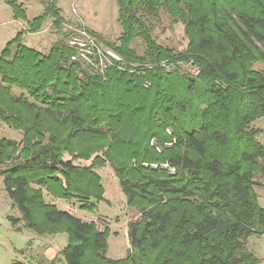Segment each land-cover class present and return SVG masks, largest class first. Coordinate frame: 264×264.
Returning a JSON list of instances; mask_svg holds the SVG:
<instances>
[{
    "label": "trees",
    "instance_id": "1",
    "mask_svg": "<svg viewBox=\"0 0 264 264\" xmlns=\"http://www.w3.org/2000/svg\"><path fill=\"white\" fill-rule=\"evenodd\" d=\"M57 1L46 2L44 14L30 23L37 25L33 32L48 17L61 20ZM115 2L122 46H106L127 63L167 62L173 73L160 67L145 69L148 76L131 67L121 72L115 62L98 74L73 61L72 48L57 44L46 56L25 45L20 32L0 55V119L10 117L13 104L34 112L36 120L43 114L61 120L67 125L63 135L75 133L91 146L100 139L117 141L124 195L129 203L141 198L156 207L142 208L144 228L129 225L141 261L107 258L109 232L46 202V196L81 199L87 201L82 209L93 213L97 205L90 200H104L96 154L69 152L56 139L48 145L26 139L21 150L15 141L0 139V164L9 165L0 176L24 223L18 232L68 234L67 246L49 264H178L173 258L195 244L196 264H260L247 242L264 236V207L256 193L257 178H264V145L258 141L263 131L251 129L264 117V73L253 69L264 63V0H245L251 8L237 12L226 8L227 0ZM7 4L15 19L27 20L17 2ZM162 8L186 26V52L163 50L153 40L144 16ZM138 38L146 44L142 57L131 48ZM190 61L197 77L181 75L180 65ZM197 80L205 84L201 92ZM14 87L21 97L11 96ZM129 163L133 169L124 172ZM148 242L151 248H145Z\"/></svg>",
    "mask_w": 264,
    "mask_h": 264
},
{
    "label": "rangeland",
    "instance_id": "2",
    "mask_svg": "<svg viewBox=\"0 0 264 264\" xmlns=\"http://www.w3.org/2000/svg\"><path fill=\"white\" fill-rule=\"evenodd\" d=\"M8 1L17 2L21 10L26 13L27 20L15 19L13 10L7 4ZM47 1L0 0V55L6 45L20 32H23L24 36L22 35V37L25 45L46 56L53 46L57 44L72 48L75 51L76 62H80L83 66H86V63L89 65V60L87 61L83 55L91 57V51H80L82 48H76L71 45V37L79 33L78 31H81L80 33L85 32L89 38L94 39L92 41L102 51L111 50V48L106 46V43L115 44L117 48L122 46L119 39L122 36L123 29L118 22V7L115 0H58L57 8L60 11L61 20L55 17H48L44 24H41L40 30L33 32L37 30V25L31 26L30 23L44 14L46 7H48V4L46 5ZM227 1L229 6L227 5L226 8L235 12L240 10L239 8H251L250 5L246 6L245 0ZM253 10L255 11L256 8L253 7ZM144 22L150 29L156 45L163 50L166 49L178 54L186 52L191 47V40L186 26L183 22L171 17L164 8L155 14L144 16ZM89 46L90 44L88 43ZM131 48L135 50L137 56L142 57L145 55L146 44H144L142 39L138 38L132 42ZM261 50L264 51L262 47ZM111 52L116 53L118 57L120 56L114 50H111ZM120 57V61H116V64H121L116 67L121 72L131 67V69H136L134 74L148 76L145 69L150 71L160 67L165 70L166 74L173 73V69H168L167 62L165 63L164 61L152 63L144 58L143 61L136 60L127 63L122 56ZM190 62H184V64L180 65L182 72L180 74H190L193 77H197L200 73L199 69ZM114 65L115 63L109 66ZM253 69L264 73V63H256ZM103 71L105 73L106 69ZM146 85L145 88L150 87ZM196 86L197 90L201 92L205 84L197 80ZM10 92L11 96H22V91L16 87L12 88ZM10 107L15 108V110L12 109L8 113L10 117L6 118L4 116L0 119V139L15 141L19 145V150L25 145L26 139H33L32 144L40 143L42 145H48L56 139L69 152L73 151L75 153L77 150H81L85 153L96 154L98 167L95 168V173L100 179L104 191V200L100 202L94 199L90 200L91 205H97L95 212L84 211L82 208L87 201L85 202L81 199L67 200L66 198H61V196L54 198L49 195L52 200L46 196V202L53 204L59 211H66L84 222L95 223L101 231L106 230L109 232L107 258L113 261H122L130 255L132 259L139 263L143 252L131 246L128 236L129 225L138 222L144 228L146 222L142 221V208L151 210L156 209V207L141 198L129 203L124 195L120 185V176L116 168V165L119 166L116 158L119 155L115 154L118 148L117 141L100 139L91 146L90 143L85 142L86 138L76 136L75 133L70 132L68 134L67 132V134L63 135L61 131L66 130L65 127L67 125L59 119L43 114L40 120H36L34 112L27 111L13 104ZM251 129L263 131L258 136V141L264 145V117L254 122L251 125ZM38 132H42V140L39 139ZM151 145L154 146L155 143L152 142ZM82 149H85V151ZM158 151L161 152L160 149ZM131 164L129 163L125 166L123 171H129ZM7 166L9 165L0 164V169H5ZM131 169H133L132 166ZM257 182L261 183V186L256 188L258 202L264 207V178L259 176ZM159 204L161 203H156L155 205L159 206ZM23 228L24 223L21 220V213L18 208H14L9 200L4 188L3 177L0 176V264H11L14 261L25 262L24 260L31 262V259L38 261V258L42 261V264H49L56 257H59L68 244V234L64 230L54 235L49 233L37 235L29 230L18 232ZM159 239V237L156 238L157 241ZM150 242L145 245V248H151L152 242L151 244ZM247 249L253 256L261 260L260 264H264V236L250 238L247 242ZM198 250L199 247L195 244L186 252L184 257H174L173 259L177 260L178 264H196L195 256ZM20 251H23V254ZM45 253H47L46 256ZM154 256V254L149 256L151 261ZM36 261H34L35 264ZM56 264H60V262Z\"/></svg>",
    "mask_w": 264,
    "mask_h": 264
},
{
    "label": "built area",
    "instance_id": "3",
    "mask_svg": "<svg viewBox=\"0 0 264 264\" xmlns=\"http://www.w3.org/2000/svg\"><path fill=\"white\" fill-rule=\"evenodd\" d=\"M78 32L79 33L71 37V45L76 48L77 47L82 48V50L80 51H87V52L91 51V57L87 55H83V57L87 61L89 60V65L87 63L86 65L91 69H93L94 72L98 74H103L104 73L103 70L104 69L107 70V68L110 67L109 65H113L116 61H120L121 57L120 56L118 57L116 53L111 52L112 49L107 51H102L99 47H97L96 43L92 41L94 39L89 38L85 32L83 33H80L81 31ZM88 43L90 44L89 47H88ZM73 60H76V58L73 57ZM168 69H173V67L168 66ZM163 167L167 168V166H163ZM171 172L174 173V170H171Z\"/></svg>",
    "mask_w": 264,
    "mask_h": 264
},
{
    "label": "crops",
    "instance_id": "4",
    "mask_svg": "<svg viewBox=\"0 0 264 264\" xmlns=\"http://www.w3.org/2000/svg\"><path fill=\"white\" fill-rule=\"evenodd\" d=\"M109 251H110V249H109ZM46 254L47 253H45V256H46ZM46 258V257H45ZM24 259H27V258H24ZM26 263H29V264H35L34 263V261H36V260H34V259H31V262H29V261H27V260H24ZM36 264H42V261H40L39 260V258H38V261H36ZM60 264H64L63 262H60Z\"/></svg>",
    "mask_w": 264,
    "mask_h": 264
}]
</instances>
